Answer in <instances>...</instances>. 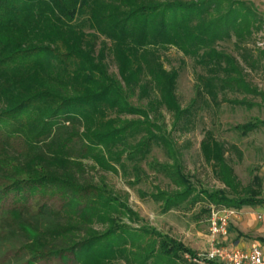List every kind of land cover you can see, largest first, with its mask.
Instances as JSON below:
<instances>
[{"label": "trees", "instance_id": "obj_1", "mask_svg": "<svg viewBox=\"0 0 264 264\" xmlns=\"http://www.w3.org/2000/svg\"><path fill=\"white\" fill-rule=\"evenodd\" d=\"M160 1L0 0V264H186L184 255H195L147 226L95 175L121 174L133 185L141 164L151 166L152 146L174 155L162 110L176 127L198 112V102L246 109L258 106L249 98L264 102L246 73L260 70V58L244 47L259 25L244 2ZM230 42L239 60L221 46ZM172 48L200 70L185 108L178 72L162 63ZM260 125L234 129L247 136ZM201 152L207 164L218 163L229 190L199 192L207 205L264 204L259 180L255 189L239 187L211 133ZM159 170L178 191L155 195L165 210L199 202L176 158Z\"/></svg>", "mask_w": 264, "mask_h": 264}, {"label": "rangeland", "instance_id": "obj_2", "mask_svg": "<svg viewBox=\"0 0 264 264\" xmlns=\"http://www.w3.org/2000/svg\"><path fill=\"white\" fill-rule=\"evenodd\" d=\"M169 3L188 5L198 0H162ZM160 1V2H162ZM234 1V0H233ZM252 5V11L256 15V24L253 35L244 46L250 51L253 58H260V70L250 73L246 70L247 80L261 93H264V0H235ZM144 2V1H140ZM145 3V2H144ZM224 52L231 54L239 60V56L233 49L232 42L221 44ZM162 63L166 70H176L178 79L176 94L182 108L187 107L195 98L196 75L200 72L194 66L193 61L184 57L176 49L172 48L161 53ZM110 74L117 75L116 65L109 60ZM258 106L252 109L232 106L222 103L219 107L213 104L209 108L198 102V112L188 118L186 125L180 122L174 127V118L162 110V121L166 127L168 138L173 143L174 155H167L168 152L156 146L151 147L147 162L151 166L141 164L143 167L142 179L140 182L130 185L122 179L121 174L99 173L95 177L103 180L106 186L113 191L120 199L126 201L128 207L135 212L147 226L155 229L158 233L166 235L177 244H183L195 254L202 253L208 249V226L212 205L205 203V196L199 192L206 191L213 193L229 190L224 186L216 175L215 169L219 168L218 163L207 164L201 152V143L211 133L213 142L219 143L225 149L224 160L228 167L233 170L236 183L239 187H253L256 179L259 180V192L264 198V125H260L255 131L247 136L240 135L234 128L246 123H264V102L260 98H249ZM201 100V99H200ZM220 101V100H218ZM138 105L136 98L132 100ZM145 105V101L141 102ZM126 120H139L135 116H125ZM182 126L184 128L182 129ZM182 166V173L194 187L192 197H199L196 204L185 203L180 208L165 210V200L156 199L155 195L178 192L173 181L161 173L159 167L168 164L173 165L174 159ZM88 165H91L88 162ZM156 166V167H155ZM216 167V168H215ZM92 173V172H91ZM128 179V178H127ZM132 179V178H130ZM237 187V190H239ZM190 199H193V198ZM205 209L209 214L203 213ZM241 211V210H240ZM122 222L131 228L137 229V225H130L126 218ZM184 260V257H183ZM42 264V263H38ZM112 264H127L124 260ZM132 264H138L132 263ZM173 264H184L182 260H176Z\"/></svg>", "mask_w": 264, "mask_h": 264}, {"label": "built area", "instance_id": "obj_3", "mask_svg": "<svg viewBox=\"0 0 264 264\" xmlns=\"http://www.w3.org/2000/svg\"><path fill=\"white\" fill-rule=\"evenodd\" d=\"M240 212L227 208H212L208 226V249L193 256L185 254L186 264H264V251L256 244L245 250L229 249L220 238L227 235L230 222L239 218Z\"/></svg>", "mask_w": 264, "mask_h": 264}, {"label": "crops", "instance_id": "obj_4", "mask_svg": "<svg viewBox=\"0 0 264 264\" xmlns=\"http://www.w3.org/2000/svg\"><path fill=\"white\" fill-rule=\"evenodd\" d=\"M240 216L230 222L227 235L220 238L229 249L245 250L256 243L264 251V204L241 209Z\"/></svg>", "mask_w": 264, "mask_h": 264}]
</instances>
